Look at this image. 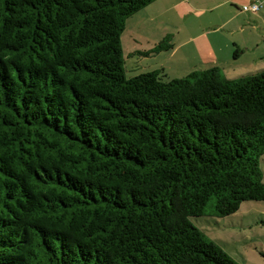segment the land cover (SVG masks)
I'll return each mask as SVG.
<instances>
[{
  "label": "trees",
  "instance_id": "obj_1",
  "mask_svg": "<svg viewBox=\"0 0 264 264\" xmlns=\"http://www.w3.org/2000/svg\"><path fill=\"white\" fill-rule=\"evenodd\" d=\"M154 1L0 0V264H238L191 219L264 201V70L129 77Z\"/></svg>",
  "mask_w": 264,
  "mask_h": 264
},
{
  "label": "crops",
  "instance_id": "obj_2",
  "mask_svg": "<svg viewBox=\"0 0 264 264\" xmlns=\"http://www.w3.org/2000/svg\"><path fill=\"white\" fill-rule=\"evenodd\" d=\"M253 2L261 9L264 6V0H155L126 20L121 35L126 74L134 77L162 71L167 78L175 79L218 67L233 80L264 70V39L259 47L257 42L241 37L243 25H232L245 12L233 11L234 5L248 9ZM225 6L231 7L230 17L215 16L216 20L208 22L209 28L204 22L192 20L196 13L217 12ZM165 38L170 39L171 48L152 52ZM255 49L262 52L254 54Z\"/></svg>",
  "mask_w": 264,
  "mask_h": 264
},
{
  "label": "rangeland",
  "instance_id": "obj_3",
  "mask_svg": "<svg viewBox=\"0 0 264 264\" xmlns=\"http://www.w3.org/2000/svg\"><path fill=\"white\" fill-rule=\"evenodd\" d=\"M241 6L243 5L233 7V11L245 12L232 25H243L245 30L241 37L257 42L260 47L261 40L264 39V6L262 4L263 8L256 13ZM230 9V6H225L217 12H199L191 17H194L192 18L194 21L204 22V27L209 28L208 22L216 20L215 16L219 15L222 19L229 18ZM222 33L224 34V31L220 32ZM123 43L124 48L127 49L124 40ZM259 51L255 49L254 54ZM170 79L172 78L165 77V80ZM259 166L264 183V154L260 158ZM191 222L238 264H264V201L243 202L236 213L223 218L199 217L192 218Z\"/></svg>",
  "mask_w": 264,
  "mask_h": 264
},
{
  "label": "built area",
  "instance_id": "obj_4",
  "mask_svg": "<svg viewBox=\"0 0 264 264\" xmlns=\"http://www.w3.org/2000/svg\"><path fill=\"white\" fill-rule=\"evenodd\" d=\"M249 11L256 13L259 12L261 10V5L257 2H253L249 7H248Z\"/></svg>",
  "mask_w": 264,
  "mask_h": 264
}]
</instances>
